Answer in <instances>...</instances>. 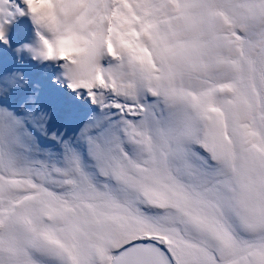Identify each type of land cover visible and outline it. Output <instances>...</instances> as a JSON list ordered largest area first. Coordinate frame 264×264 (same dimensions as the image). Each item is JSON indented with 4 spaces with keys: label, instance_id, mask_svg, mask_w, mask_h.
<instances>
[{
    "label": "snow or ice",
    "instance_id": "obj_1",
    "mask_svg": "<svg viewBox=\"0 0 264 264\" xmlns=\"http://www.w3.org/2000/svg\"><path fill=\"white\" fill-rule=\"evenodd\" d=\"M25 14L0 264H264V0H0V45Z\"/></svg>",
    "mask_w": 264,
    "mask_h": 264
},
{
    "label": "rangeland",
    "instance_id": "obj_2",
    "mask_svg": "<svg viewBox=\"0 0 264 264\" xmlns=\"http://www.w3.org/2000/svg\"><path fill=\"white\" fill-rule=\"evenodd\" d=\"M7 28L9 44L7 46L0 45V55L14 60L17 55L14 52L16 47H18L20 44L34 43V29L32 21L27 14L16 15L15 18L10 20ZM19 55L21 58L27 57L28 60H30V57H28V54L25 52H21Z\"/></svg>",
    "mask_w": 264,
    "mask_h": 264
}]
</instances>
